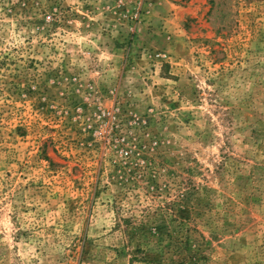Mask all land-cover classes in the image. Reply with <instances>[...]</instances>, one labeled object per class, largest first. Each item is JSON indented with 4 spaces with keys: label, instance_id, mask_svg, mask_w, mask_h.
I'll use <instances>...</instances> for the list:
<instances>
[{
    "label": "rangeland",
    "instance_id": "374dc122",
    "mask_svg": "<svg viewBox=\"0 0 264 264\" xmlns=\"http://www.w3.org/2000/svg\"><path fill=\"white\" fill-rule=\"evenodd\" d=\"M0 264H264V0H0Z\"/></svg>",
    "mask_w": 264,
    "mask_h": 264
}]
</instances>
